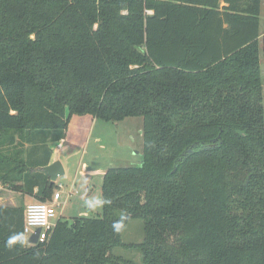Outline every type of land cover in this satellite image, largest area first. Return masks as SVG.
I'll list each match as a JSON object with an SVG mask.
<instances>
[{
	"label": "trees",
	"instance_id": "obj_1",
	"mask_svg": "<svg viewBox=\"0 0 264 264\" xmlns=\"http://www.w3.org/2000/svg\"><path fill=\"white\" fill-rule=\"evenodd\" d=\"M73 114L141 116L142 163L109 167L102 214L37 244L8 246L25 208L0 206V264H264V0H0L9 189L52 198L41 168Z\"/></svg>",
	"mask_w": 264,
	"mask_h": 264
},
{
	"label": "rangeland",
	"instance_id": "obj_2",
	"mask_svg": "<svg viewBox=\"0 0 264 264\" xmlns=\"http://www.w3.org/2000/svg\"><path fill=\"white\" fill-rule=\"evenodd\" d=\"M261 58H263L261 54ZM75 115V114H73ZM72 115V116H73ZM77 115V114H76ZM71 116V118H72ZM68 124L74 130L77 126L75 118L71 119ZM136 119L142 121V117L138 116ZM104 121V120H103ZM130 124H120L119 132H111L109 137L112 139L113 147L110 149L113 150V153L116 151L117 154L123 155V151H128L129 157L127 160L122 161V163H109L110 152L107 150L106 154L102 153V165L98 175H95L91 181L87 177H83L81 182L74 180L75 169L72 170V173L67 172L61 175L60 179H57L58 186L55 188L61 192V205L57 206L58 216H63L67 219H72L73 217H88L92 215L102 214L103 212V176L100 173H103L108 167L111 166H128V165H139L142 163L143 154H142V145L143 138L142 135H138V125L134 121V118H130ZM117 124V122H116ZM100 128H96L95 131L98 133ZM127 142L134 144L133 149L128 150ZM116 144V145H115ZM109 145V146H110ZM104 148L108 147V143L102 142ZM142 148V149H141ZM141 149V150H140ZM140 150V151H137ZM102 152V151H101ZM116 154V155H117ZM85 160L89 162L90 165H93L94 162L97 163V159H94L92 156L87 155ZM111 165H109V164ZM108 164V165H107ZM118 164V165H116ZM60 177V176H59ZM80 178V176H79ZM63 182V186L59 187V184ZM87 183H90L87 185ZM1 185V184H0ZM6 190L0 187V205H11V203L23 204L22 196L17 193L8 192V188L4 187ZM12 200L13 202H10ZM91 205V206H90ZM24 208L26 205H23ZM144 239V224L142 219H133L131 220L125 229L123 234V240L125 243H140ZM116 255H120L125 259L132 260L134 262H142L141 254L138 248H126V247H116L114 249Z\"/></svg>",
	"mask_w": 264,
	"mask_h": 264
},
{
	"label": "crops",
	"instance_id": "obj_3",
	"mask_svg": "<svg viewBox=\"0 0 264 264\" xmlns=\"http://www.w3.org/2000/svg\"><path fill=\"white\" fill-rule=\"evenodd\" d=\"M136 117H126L123 120L117 121V124H116V122L103 121L89 114L73 115L71 119L75 118L76 125H77L74 128V130L69 125L70 128L67 129L66 137L63 140L50 143V146L53 151L50 163L56 160H59L64 167L65 173L67 172L72 173V170L75 169V174H74L73 179L79 183L81 182V179L83 177H87L89 181H91L95 175H98L96 173L102 170L101 167L105 169L104 168L105 166L102 165V153L106 154L107 150L110 152L109 159H108L110 161L109 163H115L116 161L117 163H122V161L127 160V156L129 157L128 151H123L124 154L120 156V154H117L116 151L113 153V150L112 151L110 150L113 147V145H110L112 144V139L109 137V135L111 134L112 131L119 132L120 124L122 125L130 124L129 123L130 118H134L135 122L140 123L138 125V135L139 136L142 135V138H143V118H142V121H140L139 119H136ZM96 128H100V131L98 130V133L95 131ZM105 141L108 143V147L106 148L102 146V142H105ZM126 144H127V147H126L127 150L128 148L129 150L133 149V146H134L133 143L127 142ZM140 150H137V151H140ZM87 155L92 156L94 159H97V163L94 162L93 165H90L89 162L85 160V157ZM106 170H104L103 173H100V174L103 176ZM60 178L61 176L58 177L57 179H60ZM56 183H57V180H56ZM0 184H1L0 187L3 188L4 190H6L4 187L8 188L7 183L5 184L1 180H0ZM89 184L90 183H87V185ZM60 185L63 186L62 181H61V184H59V187ZM57 186H58V183H57ZM7 191L21 195L23 204L18 205L16 203H11V205H5V206H15V207L23 206V205L27 206L28 203L37 200L35 196L30 195V194L16 192L11 189ZM37 191H38V188L36 187L35 192ZM55 191H60V190L55 188L54 192ZM10 202H13V201L10 200ZM26 206H25V209H26Z\"/></svg>",
	"mask_w": 264,
	"mask_h": 264
},
{
	"label": "built area",
	"instance_id": "obj_4",
	"mask_svg": "<svg viewBox=\"0 0 264 264\" xmlns=\"http://www.w3.org/2000/svg\"><path fill=\"white\" fill-rule=\"evenodd\" d=\"M60 200L61 192L55 191L50 200H36L27 204L25 209L24 232L29 244L32 243L28 239L37 229H40L39 242L49 238L59 218L57 206L62 204Z\"/></svg>",
	"mask_w": 264,
	"mask_h": 264
},
{
	"label": "water",
	"instance_id": "obj_5",
	"mask_svg": "<svg viewBox=\"0 0 264 264\" xmlns=\"http://www.w3.org/2000/svg\"><path fill=\"white\" fill-rule=\"evenodd\" d=\"M46 175L51 178L52 183L56 182L57 178L65 173L64 167L59 160H56L49 165L44 166L41 168ZM39 235L40 229H37L35 233H33L28 241L32 244L39 243Z\"/></svg>",
	"mask_w": 264,
	"mask_h": 264
},
{
	"label": "clouds",
	"instance_id": "obj_6",
	"mask_svg": "<svg viewBox=\"0 0 264 264\" xmlns=\"http://www.w3.org/2000/svg\"><path fill=\"white\" fill-rule=\"evenodd\" d=\"M91 206V205H90ZM121 223L120 222H116L114 223L113 227L115 230L119 231L120 228H121ZM27 242V238L23 235H15V236H12L8 239L7 241V244L9 247L17 244V243H26Z\"/></svg>",
	"mask_w": 264,
	"mask_h": 264
}]
</instances>
